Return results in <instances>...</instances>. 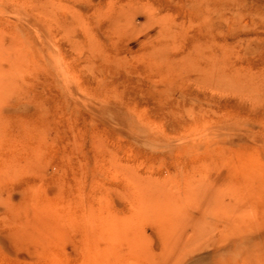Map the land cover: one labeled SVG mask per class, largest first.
Masks as SVG:
<instances>
[{
	"label": "rangeland",
	"instance_id": "374dc122",
	"mask_svg": "<svg viewBox=\"0 0 264 264\" xmlns=\"http://www.w3.org/2000/svg\"><path fill=\"white\" fill-rule=\"evenodd\" d=\"M0 264H264V0H0Z\"/></svg>",
	"mask_w": 264,
	"mask_h": 264
}]
</instances>
